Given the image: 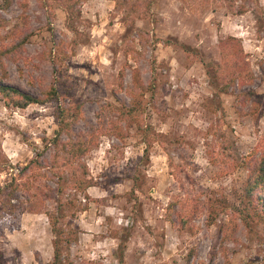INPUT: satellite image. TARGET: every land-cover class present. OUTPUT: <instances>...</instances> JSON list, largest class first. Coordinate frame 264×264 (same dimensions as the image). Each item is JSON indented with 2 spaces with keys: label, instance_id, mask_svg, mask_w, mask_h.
<instances>
[{
  "label": "rangeland",
  "instance_id": "1",
  "mask_svg": "<svg viewBox=\"0 0 264 264\" xmlns=\"http://www.w3.org/2000/svg\"><path fill=\"white\" fill-rule=\"evenodd\" d=\"M142 1L82 0L84 22L75 36L60 8L50 11L37 0L9 5L0 0V45L19 33L29 36L18 62L4 59L2 81L41 96L56 67L47 49L62 44L71 85V96L62 103L83 102L75 131L86 130L106 101L128 103L134 70L155 86L142 117L162 136L150 148L149 160L143 158L139 134L129 128L124 140L101 137L76 163L77 170L84 164L97 183L88 187L87 196L64 185L70 174L60 165L65 179L58 199L74 205V215L61 223L78 231V240L63 254L66 264H264V223L247 226L226 208L210 224L206 208L208 199L218 209L222 200L235 201L245 171L232 170V163L264 136V0H150L147 8ZM228 34L241 38L253 78L234 85L231 93L216 94L203 62L181 43L203 61L216 63L217 40ZM248 89L259 99L254 108L236 97ZM53 107L47 102L8 109L0 101V158L14 168L0 172V186L38 152L46 173L37 181L40 190L33 202L44 200L42 210H24L27 204L18 200L26 197L17 193L13 201L19 210L0 221V264H49L52 259L53 236L42 211L55 204L44 194L60 187L50 172ZM136 175L140 190L134 189ZM132 188L138 200L128 195ZM191 207L182 228L177 215Z\"/></svg>",
  "mask_w": 264,
  "mask_h": 264
},
{
  "label": "trees",
  "instance_id": "2",
  "mask_svg": "<svg viewBox=\"0 0 264 264\" xmlns=\"http://www.w3.org/2000/svg\"><path fill=\"white\" fill-rule=\"evenodd\" d=\"M11 0H4L5 5H9ZM43 7L52 11L53 8H60L65 13V26L75 36L80 34L78 25L84 22L81 18L79 5L82 0H37ZM138 2V1H136ZM144 8H147L150 0L142 1ZM136 5V3H135ZM127 30V27H126ZM130 31V30H129ZM28 34L19 33L17 38L12 39L6 44L0 45V101L8 109L25 108L30 104H45L53 102V117L56 128L53 135L49 139L52 145L53 159L50 172L52 176L58 178V186L56 191L50 189V193H45L46 200H53L52 210L44 208V214L48 219L50 231L52 233L53 256L49 264H66L67 257L64 258V252H68L72 243L78 240V231L70 227L69 224H62L67 216H73V201H60L62 184L64 177V167L69 171L70 177L65 186H70L76 193L87 196V189L90 186L97 185L96 181L87 174V168L83 164L81 169H76V163L91 150L96 148L103 136L113 135L120 140H124L128 136L127 129L134 128L139 134L140 140L144 144L143 158L149 160L150 148L155 142L161 141V133L154 131L148 123L144 121L143 113L147 103L146 96L154 98L155 86L151 83H144L138 70L132 72L131 86L126 90L129 95L128 103L120 101L114 103L106 101L101 104L95 111V121L88 125L86 130L75 131L73 125L82 118V101L63 104L62 100L71 96V85L67 75L66 60L69 56L66 49L61 45H54L47 49L50 60L54 66L53 79L48 87L43 90L41 96H35L11 84L4 83L3 78L7 76L6 64L4 59L16 63L21 58L25 45L28 41ZM168 42V41H166ZM78 43V42H77ZM182 48L188 52L199 56L197 51L191 49L181 43ZM219 50V62L203 61L200 56L197 58L203 62L206 76L209 84L216 94L231 93L233 86L238 84L243 86L249 84L253 78L250 69L248 54L244 51L242 40L232 34L220 36L217 40ZM123 72L119 75V85L123 87ZM239 102L244 106H257L259 102L257 95L252 89L243 90L236 93ZM63 136L65 139L63 140ZM41 153H36L25 165L11 171L9 179L0 186V221L13 216L20 208V205L13 200L17 198V193L26 197L24 210L37 212L44 205L37 203V192L40 186L37 181L46 176L42 170L39 161ZM173 165L174 163L171 162ZM13 168L5 157L0 158V172ZM64 168V169H63ZM182 168V167H181ZM243 169L245 178L241 183L239 192L232 203H224L223 208L218 209L216 202L208 199L206 208L210 218V224L215 223L219 211L226 208L231 209L245 225L250 226L253 222L264 223V136H260L256 145L245 155L232 163V170ZM14 170V168H13ZM177 177V176H176ZM139 176L133 179L134 189L141 187L138 184ZM133 188L128 193L133 200H138L134 195ZM57 194V197L55 196ZM34 204V205H33ZM37 206V209H35ZM192 208L186 213L178 214V225L184 228L192 216ZM171 216V211L168 212ZM172 222L174 220L172 219ZM229 227V226H228ZM225 226L220 225V231H224ZM225 232V231H224ZM121 247V246H120ZM118 258L122 259L119 255ZM187 264V263H186Z\"/></svg>",
  "mask_w": 264,
  "mask_h": 264
}]
</instances>
